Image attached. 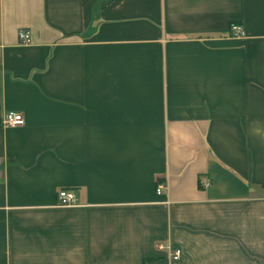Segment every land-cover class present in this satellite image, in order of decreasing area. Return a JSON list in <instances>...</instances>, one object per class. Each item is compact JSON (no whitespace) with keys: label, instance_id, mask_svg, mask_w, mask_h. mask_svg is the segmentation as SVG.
Returning a JSON list of instances; mask_svg holds the SVG:
<instances>
[{"label":"crops","instance_id":"0c3cea01","mask_svg":"<svg viewBox=\"0 0 264 264\" xmlns=\"http://www.w3.org/2000/svg\"><path fill=\"white\" fill-rule=\"evenodd\" d=\"M0 264H264V0H0Z\"/></svg>","mask_w":264,"mask_h":264},{"label":"built area","instance_id":"2783aa9c","mask_svg":"<svg viewBox=\"0 0 264 264\" xmlns=\"http://www.w3.org/2000/svg\"><path fill=\"white\" fill-rule=\"evenodd\" d=\"M18 37L23 45H29L31 43L30 33L27 31H19ZM231 37L238 39L245 38L246 32L244 31L242 26L232 25ZM1 124L5 128L21 127L24 126L25 119L20 113L9 112L4 115ZM206 186H208V184H206ZM163 188L164 186L162 184L159 185V187L157 188L158 195L161 194ZM58 201L61 206H72L76 203V197L73 193L62 190L58 194ZM158 249L161 251H167L172 259H179L181 257V251L173 250L171 247L159 246Z\"/></svg>","mask_w":264,"mask_h":264}]
</instances>
